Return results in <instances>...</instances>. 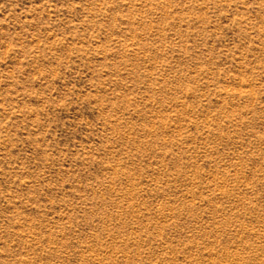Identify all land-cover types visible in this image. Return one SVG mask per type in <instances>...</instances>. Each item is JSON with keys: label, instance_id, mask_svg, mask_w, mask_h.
Masks as SVG:
<instances>
[{"label": "rangeland", "instance_id": "1", "mask_svg": "<svg viewBox=\"0 0 264 264\" xmlns=\"http://www.w3.org/2000/svg\"><path fill=\"white\" fill-rule=\"evenodd\" d=\"M0 264H264V0H0Z\"/></svg>", "mask_w": 264, "mask_h": 264}]
</instances>
